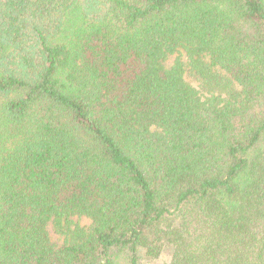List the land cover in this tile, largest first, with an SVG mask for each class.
Listing matches in <instances>:
<instances>
[{
	"label": "trees",
	"instance_id": "obj_1",
	"mask_svg": "<svg viewBox=\"0 0 264 264\" xmlns=\"http://www.w3.org/2000/svg\"><path fill=\"white\" fill-rule=\"evenodd\" d=\"M0 264H264V0H0Z\"/></svg>",
	"mask_w": 264,
	"mask_h": 264
},
{
	"label": "rangeland",
	"instance_id": "obj_2",
	"mask_svg": "<svg viewBox=\"0 0 264 264\" xmlns=\"http://www.w3.org/2000/svg\"><path fill=\"white\" fill-rule=\"evenodd\" d=\"M172 60H173V59H172ZM172 60H171V61H172ZM76 220H78V219L76 218ZM80 222H81L82 224H87V223H88V221L85 220V219L80 220ZM50 233H51V236H52L55 240H59V236L53 231L52 227H50Z\"/></svg>",
	"mask_w": 264,
	"mask_h": 264
}]
</instances>
